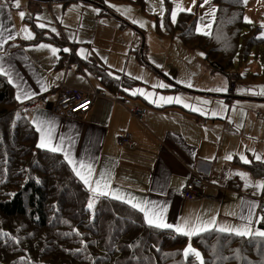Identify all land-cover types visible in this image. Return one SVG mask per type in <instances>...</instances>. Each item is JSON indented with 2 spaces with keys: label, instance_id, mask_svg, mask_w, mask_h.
<instances>
[{
  "label": "crops",
  "instance_id": "obj_1",
  "mask_svg": "<svg viewBox=\"0 0 264 264\" xmlns=\"http://www.w3.org/2000/svg\"><path fill=\"white\" fill-rule=\"evenodd\" d=\"M27 1H29V4L27 3L28 12L34 16L36 14V5H33L35 0ZM73 1L91 3L83 0H58L62 3L64 9L69 8ZM111 1L121 2L125 0ZM130 1L136 2V4L140 2V9H143L142 0ZM52 2V0L47 1L50 6H52ZM103 11L106 15L109 13L104 7ZM34 21L36 24L35 19ZM47 30V28L44 29L42 33H47ZM53 36L62 40L60 52L62 45H68L71 49L66 66L64 65L66 54V56H62L56 67H54L55 61L48 63V60L33 59L27 51H24V40L22 41L21 36L17 35L15 42H7L5 47L0 48V67L6 73L4 76L7 80H11L10 85L13 88L14 96L16 97L17 94L22 96V101H17L15 98L21 107L35 101V99H44L43 103L32 111L28 112L29 110H26L28 120L37 131L38 142L40 141L41 132L37 130V126L41 127L46 133L50 132L53 144L62 148L61 152H55V154L61 156L64 160L65 154H67L77 168L81 163L92 166V187H95V181L107 183L111 193L124 199H114L112 195H94L83 181L75 175L72 170L73 165H69L65 160L92 197H110L120 203L129 200L132 203L146 204L149 208L153 206L163 208L165 210V222L173 226L180 225L184 221H190L192 224H208L214 220L215 225L210 226L209 230H216L220 226L241 227L247 223L246 218L250 206L255 204L257 207L253 209L254 215L252 216L251 227L254 230H260L258 227L260 221L257 220V217L262 214L261 207L263 204L259 199V195L258 197L253 195L251 190H248V186L245 185L248 182L251 185H255V183L243 179V184L246 187L228 185L229 179H232L237 173L250 176L254 182L260 180L254 179L249 171L245 169V165L249 163L244 164L236 158L234 138L240 137H237L239 133L235 132L238 131L236 129L238 110L235 106L238 103L237 101L240 100L233 95L232 90L234 89L233 83L239 81L232 80L229 82L219 72H214L212 69L207 71L212 75L217 73L228 83H231L230 92L227 96H221L220 94L206 95V98L226 103L230 110H233V107L236 110L234 114L237 117H229V111L226 115V121L229 120L230 122L228 131L226 121L222 125L218 124L216 128H210L208 119L193 113L192 107H186L184 103L174 105L166 103L164 100L161 105L156 102L152 105L147 103L150 105L147 109L146 106H142L138 102L133 103V106L137 109L147 111L144 119L136 120L130 115V110L133 107H129V101L126 97L132 100L136 98L138 101L141 99L136 95L131 97L125 92L126 89L130 90L135 85L137 86L136 81L118 77L116 79L131 82L132 87H124L122 90L114 89L113 91L104 88L88 67L96 66L105 71L106 74L107 67H102L103 65L101 66L93 57L79 58L73 52V45L69 42L70 39L65 37L63 32L58 36ZM71 62L77 64L76 72L71 70L69 65ZM203 62H205L204 54ZM64 66L66 67L65 73L63 70L57 73V70ZM85 72L91 73L94 80L89 79ZM232 75L236 76L237 74L232 71ZM57 77L60 78L57 79ZM54 86L57 87L54 88ZM63 86L75 92L79 91L84 95H89L91 90L101 95L93 102L90 111L86 115H78V117L73 118L55 116L49 108L56 103L57 90ZM170 91L166 95H161L168 98L170 94L174 98L175 95L181 97L188 94L177 87L172 88ZM25 93L30 94L32 98H24ZM211 103L216 105L213 101ZM46 106L47 109H44ZM216 120L221 121V118ZM204 121H207V124L203 125ZM122 135L129 137L128 146L119 145L118 139ZM43 150L50 152L46 149ZM229 156L231 159H226ZM261 157V161H264V156ZM250 161L253 162V159H250ZM254 163L264 164V162ZM193 175L205 180V189L200 199L192 202L185 201L181 197L180 191ZM261 182L263 181L261 180ZM125 205L132 208L130 203H125ZM139 212L145 222L144 213ZM160 230H168L178 234L172 229ZM192 237L191 239L186 237L187 242L192 241Z\"/></svg>",
  "mask_w": 264,
  "mask_h": 264
},
{
  "label": "trees",
  "instance_id": "obj_2",
  "mask_svg": "<svg viewBox=\"0 0 264 264\" xmlns=\"http://www.w3.org/2000/svg\"><path fill=\"white\" fill-rule=\"evenodd\" d=\"M214 2L213 35L196 34V20L186 12L178 15L172 32L185 49L202 52L214 72L229 82L240 81L231 73L241 63L233 64L239 42L240 56H248L257 41L250 37L251 49L242 50L243 33L253 29L243 20L239 0ZM165 7L169 11L168 1ZM24 22L35 33L33 42L50 41L61 48L62 40L42 36L33 15ZM140 50L142 62L144 47ZM63 55L61 50L60 59ZM88 69L104 88L117 90L119 79L96 66ZM10 84L0 75V233L7 234L0 236V264H198L192 255H182L185 236L147 226L140 212L125 203L92 197L61 156L38 148L37 131L28 120L33 109L27 112L16 102ZM245 169L264 182L263 163L251 162ZM259 199L264 201V190ZM258 227L264 231V220ZM192 243L204 264H264V238L208 230L194 235Z\"/></svg>",
  "mask_w": 264,
  "mask_h": 264
},
{
  "label": "rangeland",
  "instance_id": "obj_3",
  "mask_svg": "<svg viewBox=\"0 0 264 264\" xmlns=\"http://www.w3.org/2000/svg\"><path fill=\"white\" fill-rule=\"evenodd\" d=\"M47 1L50 0H35L33 2V5H36V14L33 17L36 20L37 27L42 31L48 29L47 33H42V36H58L63 32L64 36L70 39L69 42L73 45V52L79 58L93 57L101 66L103 65L102 67H107V74L112 79L125 77L129 80H135L137 86L135 85L130 90L126 89L125 92L131 97L134 96L132 93L136 92V97L138 96L141 100L138 101L136 98L132 100L126 97L129 101V107L134 108L133 103L137 102L142 106H146V109L155 102L161 105L164 103L161 99L164 97L161 94L166 95L167 92H171L172 88L177 87L188 93L181 97L178 96L181 103L199 109V111L192 112L206 117L210 128H216L218 124L222 125L226 121L228 111L229 117L238 116L236 121L238 131L235 132L239 133L237 137L240 138H234L236 158L242 163L244 162L241 160V156L249 161L253 159V162H261L255 159L256 156H264V94H261V90L264 89V39L257 38L261 33H264V28L261 27V24L264 23V3L261 0L259 2L258 0H248L247 6H244L243 14V18L248 17L252 21V23L246 24L253 30H250L248 34L247 32L243 33L245 36L242 50L245 48L248 53L251 49L250 44L247 45L250 37L252 43L257 41L256 45L248 53V56L245 54L240 56L239 48L242 47L240 41L237 54L233 59L235 67L239 62L244 64L241 65L240 63L238 69L233 68L232 70L237 74L236 78L240 80L238 83L232 82L234 84L233 95L240 100L237 101L238 103L235 106L238 110L237 116L234 114L236 111L234 107L233 110H230L226 103L206 98V95L220 94L221 96H227L230 92L231 83H228L217 73L215 75L207 73L211 67L203 62V55H200V52L191 53V51L184 49L178 36L172 32L175 23H172L171 13L176 9L177 4H181L184 8L191 7L192 11L190 13L187 11L178 12L176 22L180 13H189L196 20L194 28L196 34L200 35L207 32L209 34L201 35H213L216 12L214 18L209 16L208 13L211 8L217 9L214 0H210V4L204 7H200L202 0H196L194 7L193 0H163V3H161V0H142L143 9H140V4L130 0L121 2L83 0L91 2L92 5L91 3L73 1L70 7L65 9L61 3L63 1L52 0V6ZM165 1L169 2V11L165 7ZM27 3L29 4V1L20 0V7L16 8L14 1L0 0V26H3L0 27V31H3L5 36L14 35L15 39L17 35H20V39L24 40V51H27L33 59L48 60V63L55 61L54 67H56L60 62V48L44 40L33 42L35 33L32 27L24 22V19L30 16ZM103 7L109 11L107 15L103 11ZM20 11L25 13L23 19L19 17ZM37 17H40V19H37ZM202 17L203 19H201ZM40 24L45 25V27H39ZM209 24L211 25L210 28L207 27ZM198 27L201 29L200 33L197 32ZM24 29L28 31L25 32ZM29 33L33 38H26ZM74 36L77 38L75 42H73ZM15 39L8 42H15ZM40 45H47L48 47L41 48ZM62 46V50H69L67 52L63 51L67 55L66 59L64 58L66 62L64 65L66 66L71 49L68 45ZM141 47H144L145 50L142 62L137 57ZM51 48L58 49L55 55L51 52ZM69 65L71 70L76 72L77 64L71 62ZM65 66L57 70V73L62 72V70L65 73ZM85 74L89 79L94 80L91 73L85 72ZM244 76L247 77L243 80ZM130 83L121 79L116 83V88L117 90H122L124 87L131 88ZM189 83L192 87L187 86ZM160 85L164 86L161 87ZM56 87L54 86V88ZM217 88L226 89V91H215ZM93 92L95 91L91 90V93ZM121 93L123 92L121 91ZM168 97H172V95L169 94ZM176 97L175 95L174 98ZM204 101H207V103L205 104ZM211 101L215 102L216 105H213ZM147 103H150V105ZM170 104L175 105L176 103ZM22 106L25 110H30L25 107V104ZM214 112L216 115L212 114ZM218 118H221V121H217ZM226 129L227 131L230 129L229 120L226 121ZM247 178V182L251 181L255 184L261 182V180L252 181L250 176H247ZM248 184L251 183H245L246 186ZM228 185L246 187L243 184V179L238 175H234L232 179H229ZM247 188L256 197L260 196L261 189L254 186H248ZM262 204L264 205V201ZM189 244L199 252L191 240L182 247V252ZM234 245L236 243L233 244V247L237 248ZM237 245L239 248L240 245ZM200 256L202 258V254ZM192 258L199 264V260L195 256H192Z\"/></svg>",
  "mask_w": 264,
  "mask_h": 264
},
{
  "label": "snow or ice",
  "instance_id": "obj_4",
  "mask_svg": "<svg viewBox=\"0 0 264 264\" xmlns=\"http://www.w3.org/2000/svg\"><path fill=\"white\" fill-rule=\"evenodd\" d=\"M239 2L241 4H243L244 6H247L248 4V0H239ZM259 2V0H258ZM161 3H163V0H161ZM196 0H193V7L195 6ZM210 4V0H202V3L200 4V7H204L205 5H209ZM14 6L16 8L20 7V0H14ZM130 11V10H129ZM191 12L192 8H184L181 4H177L176 5V9L172 11L171 13V20L172 23L176 22V16L178 12ZM217 11V9L215 8H211L210 12L208 13L209 16L213 17L215 16V12ZM19 17L21 19H23L25 17V13L23 11L19 12ZM37 19H40V17H37ZM203 19V17L201 18ZM135 23V21H133ZM244 22L245 23H252V21L248 18V17H244ZM41 28H44L45 25L40 24L38 25ZM143 26V25H141ZM163 26V25H161ZM3 27V26H0ZM207 27H211V25H207ZM261 27L264 28V23L261 24ZM23 31L27 32V29H24ZM53 31H55L53 29ZM197 32L200 33L201 29L198 27L197 28ZM201 34H209L207 32L201 33ZM26 38H33L31 36V34L29 33L28 36ZM258 39H264V33H261L260 36L257 37ZM15 39L14 35H4L3 31H0V48H3L4 44L7 43L9 40H13ZM41 48H46L48 47L47 45H40ZM58 49L56 48H51V52L53 53V55H55L57 53ZM63 51L67 52L69 51L68 49H63ZM200 55H203L202 53ZM6 74L3 70L2 67H0V75H4ZM60 77H57V79H59ZM9 83H11V80H9ZM161 87H163L164 85H160ZM188 87H192L191 83H189L187 85ZM46 90V89H45ZM215 91H226V89H220L217 88L215 89ZM133 95L137 94L136 92L132 93ZM143 94V93H141ZM261 94H264V89L261 90ZM24 98L27 99H31L32 96L30 94L25 93L24 94ZM17 101H22V96L20 94H17L16 96ZM162 100H164L166 103H181V99L179 97L176 98H172V97H168V98H161ZM204 103L206 104L207 101H204ZM187 107V105H185ZM80 107H83V105H81ZM192 111H199V109L197 108H192ZM204 114V113H201ZM213 115H216V113H212ZM37 130L41 132V136H40V141L37 144V147L40 149H46L50 152H61L62 148L59 146H56L53 144L52 141V136L50 134V132L46 133L44 132V130L37 126ZM226 159H231V157H226ZM255 159L257 161H261V157L260 156H256ZM65 160H67V162L69 163V165H73V161L72 159L65 154ZM241 160L244 163H251V161H249L248 159H246L244 156H241ZM264 162V161H261ZM73 172L75 173V175L77 177H79V179L81 181H83V183L89 188V190L94 194V195H99V196H109L112 195V198L114 199H121L123 200L124 198L119 196V195H115L113 193L110 192L109 190V185L107 183H101L100 181H95V187H92L93 181L91 179L92 177V166L91 165H84L83 163H81L79 165V168H77L75 165H73L72 168ZM237 175H240L242 179H244L245 181H247V176L243 173H237ZM247 186H254L258 189L264 190V182H260L257 183L255 185H247ZM125 203H130L131 207L134 209H137L141 212L144 213V219L145 222L148 226L150 227H155L157 229H172L174 230L176 233L183 235L185 237H188L189 239H191L192 236L197 235L201 232H205L208 231L210 229V226H214L215 225V221L212 220L210 221L208 224H201V223H197V224H192L190 221H184L182 224L180 225H176L173 226L171 224H168L165 222L164 219V209L163 208H157L155 206H153L152 208H149L146 204H141L140 202H136V203H132L129 200H124ZM88 207L91 209L93 207V203H89ZM257 207V205L252 204L249 208V214L247 216V223L242 225L239 228H231V227H227V226H220L218 228H216V231L220 232V233H229L235 236H239V237H260V238H264V231L261 230H254L251 227L252 224V216L254 215L253 213V209ZM258 221L264 220V217H257ZM7 234L5 233H0V236H6ZM18 242V241H17ZM182 255L185 258H188L190 255L195 256L197 260H199V264H204L203 259L200 256V253L197 252L196 250H194L191 245L189 244L183 251ZM23 259V258H21Z\"/></svg>",
  "mask_w": 264,
  "mask_h": 264
},
{
  "label": "built area",
  "instance_id": "obj_5",
  "mask_svg": "<svg viewBox=\"0 0 264 264\" xmlns=\"http://www.w3.org/2000/svg\"><path fill=\"white\" fill-rule=\"evenodd\" d=\"M101 94L98 92H93L91 95H84L79 91L75 92L73 90L67 89L66 87H60L57 90V101L56 103L49 108L51 113L55 116L73 118L78 117V115H86L93 104ZM44 101L43 98L35 99V101H31L25 104L27 109H34L37 106H40ZM83 105V107H80ZM47 109V106L44 108ZM48 109V110H49ZM146 110H140L134 107L130 110V115L136 120H142L146 116ZM207 124V121L203 122V125ZM119 145L128 146L129 145V137L127 135H122L121 138L118 139ZM205 180L193 175L185 184L183 189H181L180 194L181 197L185 201H193L198 200L202 197L203 190L205 189ZM264 211V205L261 208Z\"/></svg>",
  "mask_w": 264,
  "mask_h": 264
}]
</instances>
